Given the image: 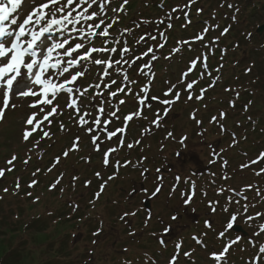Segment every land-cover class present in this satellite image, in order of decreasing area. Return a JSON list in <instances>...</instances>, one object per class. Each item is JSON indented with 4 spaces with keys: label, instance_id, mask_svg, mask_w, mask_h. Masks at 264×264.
Returning <instances> with one entry per match:
<instances>
[{
    "label": "rangeland",
    "instance_id": "1",
    "mask_svg": "<svg viewBox=\"0 0 264 264\" xmlns=\"http://www.w3.org/2000/svg\"><path fill=\"white\" fill-rule=\"evenodd\" d=\"M129 1L124 4V0H95V3H92L91 7L88 8L87 13H96L92 20L81 18L80 14L87 7L86 4H81L69 17L71 23L62 20L61 24L53 26L45 34L50 42L67 40L68 44L65 45V48L74 47L77 43L83 45L78 53H73L72 57L66 56L64 49H57L52 53L50 63H55L57 60L62 61L61 68L69 67V73L60 76L58 75V69H50L46 73V76L51 78L53 83L57 85L64 83L65 89L71 88L73 98L71 95L69 96V92L64 90L57 93L52 105H43L38 103V101L44 99L42 94L19 97L10 93V105L14 104L16 107L9 106L5 111L4 119L0 120V167H5L6 164L9 165L8 161L15 156L16 159L13 161H15L14 165L18 169H15V174L11 176L14 177V181L16 182L15 176L18 177L28 173V180L34 179L37 185L28 190L25 186L27 182L25 179L23 185L26 190L24 191L30 192L32 197L24 195V199L14 198L4 194L2 190L0 191V196L7 195L1 214L8 218L3 220V224L15 228L18 224L16 221L17 216H11L19 211L22 212L20 222H31L29 228L36 224L33 219L38 217L42 220L45 219L47 224L44 227L38 225L40 227V239L43 241L46 239L47 241L42 246V253H51L62 240H66V245L70 247L72 242H81L84 245L93 246V240L98 239L99 252L105 250V254H111L113 252L111 245L115 244V240L125 238L132 245V247H129V251L133 250L134 258H144L148 248L150 251L148 253L152 254L147 255L151 264H168L169 259L174 254L179 250H183V238L185 237V242L189 248L183 251V254L190 253V255H183V258H187L185 261L180 262L181 264H188V262L189 264H218L210 255L213 251L218 253L217 243L219 244V237L223 238L224 236H220L219 231H224V225L229 218L223 211L228 206L227 201L238 198L250 204H253V201L262 204L264 198V185H262L264 183V171L261 172V170L264 168L260 167L258 174L257 172L252 173L248 166L242 167V165H248L253 159L258 160L260 154L264 152V150L260 151V149H264V142L261 143L264 138L257 139L255 136H251L250 144L254 145L253 142H256L255 151H249V155H244L241 149L247 143L238 145L237 136L231 137L229 134L233 133L232 130L231 132H224L220 127L223 125L229 129L228 127L232 122L238 127V121L241 118H247L249 114L251 115L246 107L247 105L250 106L251 102L244 100L247 105H243V101L240 100V105L235 108L229 107V105H210L216 95L211 93L212 96H210L206 85L196 90V79L200 75V78L205 76L203 71L207 68L204 67L207 60L204 61L203 59V51L207 50V53H209L213 44L205 41L199 45L203 50L199 49L200 53L191 49V54H184L181 42H173L171 49H169L170 43L168 41V46H166L168 49L164 52L160 48L162 44L166 43V40L162 35H157L156 38L154 37L153 51L144 50L140 47L142 42L152 40V36H155L158 30L153 27L151 20L143 18L138 21L135 18L134 15L138 14L143 8L140 5L143 0H131V3ZM40 2L41 0H26L24 7L18 9L13 16L22 22L31 6L38 5ZM60 2L63 4L65 0H60ZM77 3H80V0H77ZM129 4H133L130 11L128 9ZM214 4L210 7H214ZM205 6L207 8L206 4ZM55 7L57 6H52L46 11L51 13L55 11ZM73 7L76 6L73 5ZM68 11L69 9L65 8L62 13L56 12L54 17L50 14L48 19H62ZM162 14L160 17L168 20L173 19L175 16H172L169 11ZM261 16L260 22L262 23L259 20L258 22L240 21L239 24L235 25L233 23L228 35L220 37L224 41H228L232 36H235L237 40L240 39L244 44V46L241 44L242 50H239L240 58H243L242 64L238 68L240 73L229 75L230 85H237L236 83H238L244 85L240 91L248 89L246 87L253 84L252 76H255L257 70V74L260 75L257 87L260 88V91L255 92L254 95L252 92L241 93L240 95L244 96V99H251L252 101L258 98L264 107V96L260 95L264 92V51L260 54H254L257 52L253 48L257 45L251 44L254 40L251 41L249 38L252 33L258 32V27L263 25L264 15L261 14ZM45 23L46 21L42 22L41 25L32 24L26 28V32L38 31ZM95 25H99V27L97 28ZM145 26L151 28L146 30L144 29ZM168 26L169 24H166V27ZM105 29L108 33L106 36L100 34ZM10 31H18V29L12 25ZM137 31H140V34ZM199 34H204V30L200 31ZM263 36L264 29L260 38ZM136 38L137 41L134 44ZM30 39L31 35L28 34L21 38V43L23 40L26 43ZM256 40L259 39L256 38ZM260 42H263L264 45L263 40H260ZM121 45L124 48L123 51L127 49L128 54L131 49L134 51L135 46L138 45L137 47H140L139 51L130 54L129 57L139 58L140 52H143L144 55L147 53L143 61L147 63L150 56L157 54L156 58H163L165 54L171 52L172 55L167 54L165 61L159 60L158 62L157 82L153 76L157 88L155 87L154 90L149 89L151 98H153L151 104H144L146 102L144 101L145 96L150 98L149 94L146 95L149 84L145 86L141 79H137L141 67L137 66V71L133 72L135 62L130 61V58H126L127 54L122 53V50L116 57L122 59L121 63L119 64L115 60L112 61L114 52L111 49L116 47V49H119L118 46ZM206 45L209 47H205ZM92 48L100 51L93 52L91 58L82 60L77 65L69 66L67 64V61L73 59V57L79 60L80 55H83L85 50L91 51ZM176 49H179V51H175ZM37 51L39 52V49ZM249 51H251L250 62L254 60V58H251L253 55L257 59V67L256 70L251 69L250 75L246 76L248 66L252 68V64H249L247 58H245V53ZM237 56L238 52L228 58L230 64H233L234 60L240 59ZM96 60L107 61L112 66L109 68L108 63L96 64L94 62ZM192 60H197V65L185 77L182 73L188 70ZM152 63L153 61L150 62V64ZM146 68H148L147 64L144 65V69ZM78 71H82L84 75L78 77L72 83H67L70 74H75ZM21 72L23 74L26 70L22 68ZM106 72L107 75H105ZM238 74L243 81L238 80L236 82L233 76ZM208 75L211 74L208 73ZM134 79L137 80L134 81ZM113 81L115 82L113 83ZM147 81L149 82L148 79ZM190 82H194L193 87L187 89L186 85ZM126 83L127 88L130 87L129 83L132 88L124 90ZM29 86L33 88V91L41 93V86L30 85L24 75L18 77L17 82L13 84L15 91L25 90ZM143 87V91L137 94L136 91ZM202 89H206V91H202ZM232 91L234 92V90ZM203 92L206 94L205 98L198 100L197 97ZM112 93H115V95H112ZM175 93H179V100L176 99ZM189 95L192 96L191 100L188 99ZM47 98L52 99V95L49 94ZM239 99H241V96ZM164 100L172 102L164 104L162 103ZM3 101L4 88L0 87V106H2ZM121 101L124 103H121ZM73 102H75L74 107H68ZM200 102L202 103L200 104ZM33 103H36V107H29ZM208 103L209 105L206 107L203 106V104ZM53 105L57 107V112L49 117L48 121H43L25 140L24 132L31 131L33 127L26 123L28 117L35 113L36 121H41L43 116L51 111ZM137 111L141 113L139 117L125 121L126 116ZM221 113H225L228 117L233 116L234 119L228 118L223 121L227 117L224 116L225 118L221 119ZM255 114L258 116L261 113L256 111ZM211 115L212 117L209 118ZM101 117L105 119L102 120ZM213 117L217 119L213 120ZM81 118L86 123L81 124ZM97 119L100 120V124L95 123ZM154 120H157L158 123H153ZM118 129H124V131L121 132ZM45 132L48 133L47 137L44 136ZM112 132H115L116 135L109 138V133ZM242 134L245 135V132H242ZM93 137L97 138L96 144H93ZM77 138L78 147L74 149L73 143ZM232 138H234L233 142ZM231 143L235 149L228 150ZM96 145H99V149ZM129 145H132V147H129ZM111 149H115V151H110ZM66 151L68 155L64 156ZM226 152H228V156ZM105 153H108L107 163H105ZM220 153L225 158L226 156L228 159L232 156L235 158L228 170L219 164L221 166H217L206 177H198L197 179L193 176V170L198 171L204 167L210 168L207 166H210L211 161L221 158ZM31 156L35 157L27 166L25 161H28ZM57 158L59 159L58 163ZM35 161L37 163L33 165ZM40 166H44L48 170L43 174L33 171ZM257 166L264 167V160L257 162ZM188 177L195 178L200 194L205 192L209 194L221 193L222 195L218 197L225 201L224 208L215 207L216 212H213L212 208L206 207L205 203L201 202L199 195H196L191 204H185V198L191 197L190 188L193 184V180L187 181ZM5 184L6 179L0 185V188L6 186L9 191L14 189ZM52 185H55V187H52ZM251 185L254 187L250 198L247 196L249 191L247 189H250ZM101 186H103V191H101ZM142 186L147 188L146 191L141 189ZM156 187H160L161 191L156 196H151ZM97 193H99V196L96 195ZM259 193H262V195L258 196ZM73 202H80L78 208L85 213L82 220L73 218L72 215L77 208V204L74 205ZM127 203L132 205L127 207ZM110 204H115L116 207H112ZM64 206L67 208H64ZM108 206H111L112 209L109 210ZM138 207L140 210L138 216L141 217V220L137 226L135 224L136 219L132 220L129 218L130 215L125 217V222H129L128 224L119 221V217L123 216L122 213L132 211ZM199 207H202L203 211L196 217L189 214L192 209ZM50 214H53V216ZM173 215L177 217L176 220L171 219ZM58 216L63 218L62 221L69 218V221L74 223L75 227H68L67 230L64 229L62 234H55L54 231L58 227L56 225L53 228V226L56 220L59 219ZM209 217L217 220L224 218V220L216 229L213 227L214 233L208 232V235L207 229L200 225V221L202 219L207 220ZM148 219L151 220L149 223L147 222ZM101 220L109 222L110 226L114 227L118 233L110 232V234L99 237L96 229L100 228ZM133 224L139 232L135 240L129 238L133 235L128 233L132 231ZM128 226H131L128 231L121 234ZM256 226L257 228L259 226L257 221ZM165 227L169 228L168 232L164 231ZM93 231L94 233H92ZM192 232L200 237L204 234L210 240L204 241L202 239V245L198 246L191 238ZM163 235L165 240L162 237ZM33 236L38 237L34 228L23 234L21 238L19 237L15 244L17 246H27L36 256L40 252V239H38V243L32 242ZM102 238H107L105 241L107 245H102ZM161 239L164 240V243L161 244L162 247L159 244ZM52 240L58 242L54 243ZM177 244L181 245L179 250L176 248ZM170 246L169 252L166 251V253L165 249ZM235 256L236 261L231 262L230 257V262L225 264H247L245 261L239 263V252L235 253ZM143 258L139 264H147L146 261H143ZM261 261L259 263L264 264Z\"/></svg>",
    "mask_w": 264,
    "mask_h": 264
},
{
    "label": "trees",
    "instance_id": "2",
    "mask_svg": "<svg viewBox=\"0 0 264 264\" xmlns=\"http://www.w3.org/2000/svg\"><path fill=\"white\" fill-rule=\"evenodd\" d=\"M144 1H145L144 4L143 2H141V6L143 7L141 14L143 17H157L158 15H161L163 12L171 11V10L173 11L172 14L175 16H178L180 14L179 17L175 18L174 20L175 24L173 23L172 27L170 28L169 31L170 40L172 39L175 40L177 38V35L180 37L184 36L186 38L190 37L189 39H194L192 33H194L195 31L200 32L208 27V29H206L207 31L203 36V39H198L197 44H195L194 42L193 46L197 47V45H200L205 41H208L209 44H213V47L210 48V52H209L210 54L208 57L210 70L213 73L211 75H214L215 78H217V83L212 89L213 93L216 95V98L213 99V101L221 106L230 103L229 101H234L236 105H240L239 104L240 100L243 101V105H247L245 101L251 102L250 106H248L249 113H251V115L249 114V117L241 118V120L238 121L239 126H238L237 135H238V145L247 143V145H245V147L242 146L241 149L244 155H249L250 152L255 151L256 142H253L254 145H251L250 138L251 136L252 137L255 136V138L257 139L261 137L264 138V107L262 106V103L259 101L258 98H256L254 102L251 99H244V96L240 94L241 93L247 94L249 92H252V94L254 95L255 92L260 91V88L257 87V83L260 81V75L257 74V70H256L257 59L251 54L252 55L251 58H254V60L250 62L251 51L245 53L246 54L245 58H247V62H249V64H252V68L248 66L249 69H246V76L250 75L251 69L256 70L255 76H252L253 84L246 87L248 89L240 91L241 87L244 85H240L238 83H236L237 85L235 84L230 85L229 75L240 73V71H238V68L240 64H242L243 58H240L241 56L239 55V52L242 50L241 44H243V42L240 39L237 40L235 36H232L228 41H224L223 38L221 39L220 36L223 37L227 36L228 33L230 32L233 23L235 25V24H239L240 21L258 22V20L260 22L262 18L261 14L264 15V0H221V2H219L220 0H144ZM214 3L217 4L215 5ZM189 4H191V6ZM205 4L207 5V8ZM212 4H214V7H210ZM186 13L187 16L185 15ZM183 16L184 18L190 17L189 19L190 24L184 25ZM225 29H228V31L224 33ZM249 38L251 41L254 40L251 44L259 46V47L254 46L255 48H253V50H256L257 52L254 54L262 53L264 51V45L263 42L262 43L260 42V40L264 41V36L261 37L263 38L261 39L260 35H258L257 33H252ZM256 38H258L259 40H256ZM205 47H209V46L206 45ZM223 52H225V54H223ZM236 52H238L237 58L240 59H236L234 60L233 64L232 63L230 64L228 58H230V56L234 55ZM214 76H209V77L211 79ZM233 77L236 79V82L238 80L243 81L241 80V76L239 74ZM208 79L209 78H207V80ZM232 90H234V92ZM260 95L264 96V92L261 93ZM240 96L241 99H239ZM256 111L260 112L261 114L256 116L255 114ZM228 118L234 119L233 116ZM229 128L233 132L235 131L236 125L234 124V122L230 124ZM240 129L243 130L239 131ZM242 132H245V135H243ZM230 135L232 136L231 133ZM262 142H264V140H262L261 143ZM258 144L259 142L257 143V145ZM261 150L263 149H260V151ZM234 159L235 158L233 156L230 159L227 158V162L223 167L226 170H228V168H230L231 165L233 164ZM31 160H33V157L26 163L27 166H29L28 164L31 163ZM36 163H37L36 161L33 162V165ZM218 165L219 164L213 165L211 163L210 166H207L210 168H205V167L203 169L200 168L198 171L193 170V173L192 172L191 173L195 177H206L208 173L214 171ZM5 168H7V171L3 175V177L0 178V185L6 179L5 185H8L14 189L10 191L7 189V191H5L6 186H2L0 188V191L2 190L4 194H7L11 197L18 199H24L25 198L24 195H27L28 197H32L30 192L28 191L25 192L24 190H26V188L30 190L32 186L37 185V182L34 179L28 180V173L18 177L15 176L16 179L15 182L14 177L11 176L15 174L16 172L15 169H18L17 166H15L13 169L9 168L8 166H5ZM46 170H48V168L44 166H40L37 170H33V171H35L38 174L41 173L43 174ZM206 170H208V172H206ZM25 179L27 181L25 183L26 188L23 185ZM17 184H19V187H17ZM7 195L0 196V264H139L140 261H142L143 257L134 258L132 252L133 250L129 251V247H132V245H130L128 243V240L125 238H119L115 240L114 242L115 244L111 245V248H113V252L111 254H105V250L104 251L101 250V252H99L100 247L98 246V239L93 240L94 241L93 246L84 245L81 242H72L70 247L66 245V240H62L61 243H58V245L55 244L56 247L54 248V251H52L51 253H45V252L42 253V246L47 241L46 239L44 241L40 239L39 236L40 227L38 225H42L44 227V225L47 224L46 220L45 219L42 220L40 217L35 218L33 220L34 222H36V224L32 225V228H29L31 222H25V223L23 221L20 222V218L22 217V212L19 211L17 214H13L11 216V217L17 216L16 221L18 224L17 226H15V228H12L8 224H3V220L8 218L7 216L1 214L3 209V204L5 202ZM204 196L208 197L206 193L204 194ZM248 196L251 197V195ZM73 203L74 205L77 204V208L72 215L73 218L82 220L83 215H85V213H83V211H81V209L78 208L80 202H73ZM235 204L237 203L235 202ZM110 205L112 207H116L115 204H110ZM130 205L132 204L127 203V207H129ZM111 206H108L109 210L112 209ZM206 207L209 206L206 204ZM64 208L67 207L64 206ZM133 212L135 213V215L134 216L130 215L129 218H131L132 220L136 219L135 224L137 226L138 222H140L141 220V217L138 216L140 213L139 207L135 208L132 211L129 210L127 213H133ZM53 214L50 215L53 216ZM245 214H247V217L251 216V212L248 213L245 212ZM122 215L124 216V213H122ZM72 216L70 215V217ZM108 216L110 217L109 212H108ZM58 217L59 219L56 220L53 226V228L56 225L58 227L54 231L55 234H62L64 229L67 230L68 227H75V224L71 223L69 221V218L64 219V221H62L63 218H61L60 216ZM58 221L61 222L58 223ZM103 221L104 220L100 221L101 223L100 228L96 229L98 232L97 235L99 237H103L106 234H110V232L118 233V231L114 227L110 226L111 224H109V222H107L106 220H105L106 222ZM119 221L122 223L124 222L125 224L129 223V222H125V217L124 219H121V217H119ZM135 224H133L132 226V231L128 232L130 235L131 234L133 235V236H129V238L131 239L134 238V240L137 238V235H139L138 230L135 229ZM246 226L248 227V230L250 231V233H252V235H249L247 237L240 235L239 236L240 239L238 242L239 244L240 242H242L241 244L242 246H246L247 248L250 247L252 250L259 252L260 251L259 242L261 238L259 237V235H257L258 233L257 228H253L251 224H249V226L248 225ZM130 227L131 226L126 227L123 230V232H121V234H124L125 233L124 231H128ZM33 228L35 229V231H37L38 237L36 236L35 238L33 236L32 242L38 243V239H40V244H39L40 252H38L36 256L33 255V253L30 251V249H28L27 246H17L15 244V241L19 237L21 238L23 234L30 232L31 229ZM92 233H94V231ZM192 234L195 235V232H192ZM259 234L264 236V232H260ZM162 237L164 239V235ZM107 238L101 239L102 245L104 244L107 245V243H105ZM52 241L54 243L58 242L57 240L55 241L52 240ZM139 247H143V246H139ZM169 248H171V246L167 247L165 249V252L166 251L169 252ZM239 249H242V247L240 246ZM146 250L150 252L148 248ZM148 252H145L146 256L143 258V261H146L147 264H151L150 260L147 258V255H152V254ZM155 259L157 258L155 257ZM155 259L154 261H156ZM180 260H181L180 258L177 259V261L179 262ZM185 260L186 259H184V261Z\"/></svg>",
    "mask_w": 264,
    "mask_h": 264
},
{
    "label": "snow or ice",
    "instance_id": "3",
    "mask_svg": "<svg viewBox=\"0 0 264 264\" xmlns=\"http://www.w3.org/2000/svg\"><path fill=\"white\" fill-rule=\"evenodd\" d=\"M26 3V0H0V87L4 88V101L2 106H0V120L4 119L5 111L6 109L11 106L12 108H15L16 105H10V93L19 97H27L29 95L36 96V95H43L44 99L38 101V103H41L43 105H52L53 100L55 99L56 95L60 91L65 90V84L61 83L59 85L53 83L51 78H48L46 76V73L49 72L50 69H58V75L63 76L64 73H69V67H63L61 68L62 61L57 60L55 63H50V60L52 59V53L57 49H64V54L66 56L72 57L73 53H78V50L83 47L82 44L77 43L74 47L69 46L68 48H65V45L68 44L67 40H64L62 42H50L48 41L47 37L45 36L46 33H48L53 25L61 24L62 20H67L69 23L72 21L69 19V17L72 16V12L76 10V8L80 7L81 4H86L87 7L84 8L83 12L80 14L81 18L84 20H92L96 16V13L93 12L91 14L88 13V8L91 7L92 3H95V0H80V3H77V0H65V3L61 4L60 0H41V2L38 5H32L30 11L27 12L26 18L23 19V21H19L15 16H13L14 13L17 12L18 9L24 7ZM128 0H124V4H127ZM75 5L76 7H73ZM52 6L55 7V11L49 12L46 11L50 9ZM65 8H68L69 11L66 15L62 17V19H48V16L51 14L53 17L55 16L56 12H64ZM10 17H12L10 19ZM9 22L11 25L16 26L18 31H10L8 27L4 26V22ZM45 25L40 27L39 30H31L30 32H26V28L29 25L35 24V25H41L42 22H45ZM103 23V21H101ZM95 27H99V25H95ZM207 31V30H205ZM225 32L228 31V29L224 30ZM30 34L31 39L28 40L25 44L21 43V38L25 37L26 35ZM102 35H107V29H105L102 33ZM7 37V41L4 39ZM14 37V38H13ZM197 39H203V37H197ZM187 43V42H185ZM163 47V45H161ZM39 49V52L37 51ZM100 51L99 49L92 48L91 51L85 50V53L83 55H80L79 60H77L75 57L73 59L68 60L67 64L69 66L77 65L82 60H86L91 58V55L93 52ZM111 51H115V49H111ZM127 51V49H125ZM153 50L151 48L148 49V52H152ZM175 51H179V49H176ZM147 55V53H145ZM152 59H156L155 56L152 57ZM199 59V58H197ZM204 61L207 60V57L203 58ZM96 64L100 63H108L107 61H100L96 60L94 61ZM197 65V60H192L190 62L189 68L186 72L182 73L183 76L187 77V75L195 69ZM111 63H108V67L111 68ZM204 67H207V64H204ZM25 69L26 72L22 74L21 69ZM34 69H38L34 71ZM22 75L25 76V78L30 82V85H40L41 86V93H37L33 91V88L31 86L27 87L25 90L22 91H15L13 88L14 82H17V78L21 77ZM84 73L82 71H78L75 74H70V79L67 80V83H72L77 80L78 77L83 76ZM107 75V72L105 73ZM115 81H113L114 83ZM194 82H190L186 85L187 89H192ZM210 87L212 85H209ZM67 92H71V88L66 89ZM202 91H206V89H202ZM49 94L52 95V99H48L47 97ZM112 95H115V93H112ZM167 95V93H166ZM176 99L179 100L180 95L179 93H175ZM201 97H197V99H200ZM188 99H192V96L189 95ZM172 101L164 100L162 103L168 104ZM121 103H124L121 101ZM143 103V101H141ZM75 102L68 105V107H74ZM29 107L35 108L36 103L30 104ZM57 112V107L53 105L51 108V111L47 112L41 121H36L35 117L36 114L33 113L31 116L28 117L26 120V123L28 125H32L31 131H25L24 132V139L27 140L29 136L32 134V131H35L43 121H48L49 117L53 116ZM140 112H133L131 115H128L125 117V121H130L134 117H139ZM115 115V113H113ZM225 113H221V119L225 116ZM213 120H216V117L212 118ZM81 124L86 123L83 118L80 120ZM96 124H100V120L95 121ZM153 123H158L157 120H154ZM118 131H124V129H118ZM116 133L112 132L109 133V138L112 136H115ZM171 135V134H169ZM44 136L47 137L48 133L45 132ZM97 138L93 137V144H96ZM97 149H99V145H96ZM78 147V138L73 143V148ZM129 147H132V145H129ZM110 151H115V149H111ZM68 152H64V156H67ZM108 153H105V163L108 162ZM16 157L13 156L12 160H9L8 163L11 164L13 160H15ZM259 160H264V152H262L258 158ZM27 163V161H25ZM59 162V159L57 158V163ZM258 160H253L252 163H257ZM248 165H242V167H247ZM50 170V169H49ZM159 171V170H157ZM264 171V169H262ZM259 174V173H258ZM4 175V170H0V176ZM99 175V174H97ZM17 187H19V184H17ZM52 187H55V185H52ZM7 191V189H5ZM101 191H103V186H101ZM146 191V190H145ZM161 191L160 187H156L155 190L151 193V196H156ZM99 196V193L96 194ZM185 204L190 203V198H185L184 200ZM213 212H216V208H212ZM223 211L227 212L228 209L225 208ZM245 211L247 209L245 208ZM128 215H135V213H124V216L121 217V219H124V217ZM260 213H257V216H260ZM172 220H176L177 217L173 215L171 217ZM249 220H252L253 217L249 216ZM237 221V215L233 214L231 215L227 223L224 225V231H221L219 233L220 236H223L225 232L233 230L235 223ZM205 225L208 228H211L212 225L209 223V221H205ZM165 232L169 231L168 227H165ZM261 232H264V225H261ZM259 235V233H257ZM194 239H197L194 237ZM239 239V237L237 238ZM161 244L164 243L163 240L160 241ZM199 242V241H197ZM235 243V241H233ZM181 247L180 244L176 245L177 250H179ZM231 245L225 246L223 250L219 253L213 252L211 254V258L215 261H221L222 258L225 257V255L228 253L229 248ZM260 252L264 253V246L260 248ZM185 256H189L190 253H184ZM178 257V252L174 254L170 259L168 264H176Z\"/></svg>",
    "mask_w": 264,
    "mask_h": 264
},
{
    "label": "bare ground",
    "instance_id": "4",
    "mask_svg": "<svg viewBox=\"0 0 264 264\" xmlns=\"http://www.w3.org/2000/svg\"><path fill=\"white\" fill-rule=\"evenodd\" d=\"M12 17H10V19H11ZM8 25H9V22H4V26H6V27H8ZM13 96V95H12Z\"/></svg>",
    "mask_w": 264,
    "mask_h": 264
},
{
    "label": "water",
    "instance_id": "5",
    "mask_svg": "<svg viewBox=\"0 0 264 264\" xmlns=\"http://www.w3.org/2000/svg\"><path fill=\"white\" fill-rule=\"evenodd\" d=\"M263 28L260 29V32H262ZM239 230V229H238Z\"/></svg>",
    "mask_w": 264,
    "mask_h": 264
}]
</instances>
